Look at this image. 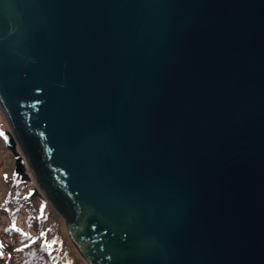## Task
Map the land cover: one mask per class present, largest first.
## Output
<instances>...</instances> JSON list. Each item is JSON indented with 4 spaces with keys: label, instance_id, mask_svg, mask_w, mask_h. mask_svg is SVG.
Listing matches in <instances>:
<instances>
[{
    "label": "water",
    "instance_id": "1",
    "mask_svg": "<svg viewBox=\"0 0 264 264\" xmlns=\"http://www.w3.org/2000/svg\"><path fill=\"white\" fill-rule=\"evenodd\" d=\"M0 110L83 264H264V0H0Z\"/></svg>",
    "mask_w": 264,
    "mask_h": 264
},
{
    "label": "trees",
    "instance_id": "2",
    "mask_svg": "<svg viewBox=\"0 0 264 264\" xmlns=\"http://www.w3.org/2000/svg\"><path fill=\"white\" fill-rule=\"evenodd\" d=\"M7 126V127H6ZM2 128L9 131L8 123ZM0 129V155L10 150ZM13 151V152H12ZM0 160V264H82L62 235L58 216L43 195L33 197L36 184L27 173L2 171ZM21 252V253H20ZM20 253V254H18ZM17 254V255H16Z\"/></svg>",
    "mask_w": 264,
    "mask_h": 264
},
{
    "label": "rangeland",
    "instance_id": "3",
    "mask_svg": "<svg viewBox=\"0 0 264 264\" xmlns=\"http://www.w3.org/2000/svg\"><path fill=\"white\" fill-rule=\"evenodd\" d=\"M3 124L6 126V119H5V117H4V115H3V113L1 112V110H0V129H3V131H5L6 133H7V135L8 134H10L11 133V129H10V127H9V125H8V128H9V131L8 130H5L6 128H2V126H3ZM7 127V126H6ZM4 139H6L5 137H4ZM1 148V147H0ZM15 149H16V147H15ZM14 149V150H15ZM13 150V151H14ZM12 151V152H13ZM0 152H1V149H0ZM18 154H21V150H20V152L18 151L17 152V150L14 152V154H11V155H9L8 157H11V159H9V158H4V156H2V155H0V160H2V159H4L3 160V163H2V171H4V172H7L6 174L7 175H12L13 174V171L16 169V160H15V157H16V155H18ZM23 170H24V172L25 173H27V177H29V178H33V175H32V173H31V171H30V169H29V167H28V165L27 164H25L24 165V167H23ZM22 170V171H23ZM33 180H34V178H33ZM34 182H35V180H34ZM36 184V183H35ZM36 188V187H35ZM34 191H35V189L33 190V193H34ZM37 195H43L41 192H39ZM37 195H35V196H33V197H36ZM44 196V195H43ZM45 197V196H44ZM59 218V217H58ZM58 223H59V226H60V229H61V233H62V235L66 238V240H67V242L70 244V242L68 241V239H67V235H66V229H65V225H64V223H63V221L62 220H60V218H59V220H58ZM2 227V224L0 225V228ZM1 230V229H0ZM74 250V249H73ZM75 252V251H74ZM21 253V252H20ZM20 253H18V254H20ZM75 254H76V252H75ZM17 255V254H16ZM76 256H77V258L79 259V261L82 263V261H81V259H80V257L76 254ZM83 264V263H82Z\"/></svg>",
    "mask_w": 264,
    "mask_h": 264
}]
</instances>
